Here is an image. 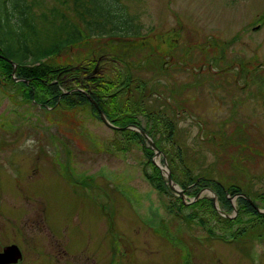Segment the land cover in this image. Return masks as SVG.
Here are the masks:
<instances>
[{
  "label": "rangeland",
  "instance_id": "1",
  "mask_svg": "<svg viewBox=\"0 0 264 264\" xmlns=\"http://www.w3.org/2000/svg\"><path fill=\"white\" fill-rule=\"evenodd\" d=\"M114 1L134 17L139 40L167 49L169 73L152 78L158 89L185 87L175 94L184 104L177 111L176 147H188L193 173L216 161L214 145L207 143L213 134L248 138L253 150L244 152L242 162L250 172L247 188L264 194V0ZM41 2L37 12L58 5ZM81 51L72 47L59 59L76 63L86 57ZM16 87L0 84V250L18 245L22 259L16 264H264V229L233 233L252 217L238 197L232 209L217 196L216 207L232 216L230 223L208 203L181 207L176 193L158 192L144 177L143 170L152 174L153 167L132 132L106 126L86 106L40 108L38 99L16 94L10 101ZM137 120L145 125L142 115ZM163 145L173 147L168 140ZM228 150L240 153L234 145ZM221 152L213 175L220 178L223 170L239 177L227 150ZM179 160L182 179L185 163ZM155 162L164 167L161 155ZM199 193L214 196L207 188ZM185 200L195 198L185 193ZM194 212L206 225L185 219Z\"/></svg>",
  "mask_w": 264,
  "mask_h": 264
},
{
  "label": "trees",
  "instance_id": "2",
  "mask_svg": "<svg viewBox=\"0 0 264 264\" xmlns=\"http://www.w3.org/2000/svg\"><path fill=\"white\" fill-rule=\"evenodd\" d=\"M56 2L57 6L37 12L41 8V0H0V54L17 64L15 75L24 79L22 82H15L11 77L12 65L0 58V76L8 78V82L14 86L18 85L13 91V96L20 94L25 100L38 99L48 105L59 104L64 109L86 106L96 111L91 101L83 95L87 91L115 125H137L148 133L157 149L161 151L163 162L166 161L171 169L173 180L186 189V193L196 197L202 189L209 188L217 194L223 204L232 209L231 198L237 193H246L258 206L260 205L257 198L264 202V194L254 196L247 188L245 179L250 172L242 162L245 161L244 152L253 150L248 138L238 142L234 135L226 136L225 132L213 134L215 138H211L212 141L207 143L214 145L216 161L202 173H193L192 163L186 162L190 158L188 147H176L179 137L176 125L179 115L177 111H182L184 104L175 94L178 90L182 94L185 87H171L169 93L167 89L164 92L158 89L153 79L169 73L168 66H164L167 49L160 46L155 49L151 45L152 42L139 40L136 37L139 34L138 29L132 23L133 16L126 13L123 7H118L114 0ZM69 11L73 14L71 17L66 13ZM79 23L83 25V29ZM104 41L108 42L105 44V53ZM79 45L82 46L81 53L87 51V54L84 53L86 57L76 63H61L59 57ZM63 58L70 61L67 55ZM171 65L174 63L171 62ZM74 66L78 68L67 70ZM149 71L151 76L146 77ZM61 76L67 79V84L60 80ZM169 97L177 102L174 104V100L171 101L172 98ZM140 115L146 121L144 126L137 120ZM238 129L245 133L244 127L239 126ZM221 130L224 131L223 127ZM128 132L139 138L145 156L152 164L154 173L150 174L144 169V177L158 192H167L166 180L159 167L152 162L154 150L138 132L131 129L122 130L124 134ZM163 140H168L173 147L165 148ZM231 145L238 147L239 155H234L228 150ZM222 150H227L236 173L242 175L226 176L223 170H220V178L213 175L215 167L223 160ZM176 157L185 163L182 179L177 175ZM237 200L244 212L252 214V217L246 219L248 226L233 233L246 236L251 232L263 230L264 213H259L243 196H239ZM180 202L181 207L186 205L181 199ZM203 203L215 208L213 198H200L189 206L201 208ZM212 213H216L226 223L234 220L220 216L216 208L212 209ZM195 218H198V221L203 220L206 225L207 221L195 212L185 215L189 222Z\"/></svg>",
  "mask_w": 264,
  "mask_h": 264
},
{
  "label": "water",
  "instance_id": "3",
  "mask_svg": "<svg viewBox=\"0 0 264 264\" xmlns=\"http://www.w3.org/2000/svg\"><path fill=\"white\" fill-rule=\"evenodd\" d=\"M0 58H3L4 60L8 61L12 65V67H13L12 68V74H13V77H15L14 72L16 70L17 64L2 54H0ZM76 68H78V66L70 67L67 70H73ZM17 79H21V78H15V80H17ZM89 100L94 105V107L97 109L98 114H99V118L102 120V122L106 126L112 128V129H119V130L132 129V130L137 131L139 134H141L143 136V138L147 141L148 145L154 150V155L152 157V161L161 170L162 175L165 177L168 189L171 190L172 192L176 193L178 196H180L184 203H186V204L191 203L192 201H186L185 200L186 189L179 188L178 184L173 180L171 170H169L168 164L166 163V161H164V167L158 165L155 162V157L161 155V151L159 149H157L154 141L151 139V137L148 135V133L143 128H141L140 126H137V125H128V126H124V127L114 125L111 121H109L107 119L105 113L101 110L98 103L95 102L90 96H89ZM208 190L214 194L213 199H214V203L216 206L217 194L215 192H213L211 189H208ZM199 195H200V193L195 197V200H197L199 198ZM239 196H243V197L247 198L259 213H264V210L261 209L258 205H256L255 202L246 193H237L233 198L239 197ZM217 210L224 216H227V217L230 216L226 213L221 212L218 208H217ZM230 217H232V216H230ZM21 257H22V254H21L19 247L16 244H10V245L5 246L2 249V251H0V264H15V263H17V261Z\"/></svg>",
  "mask_w": 264,
  "mask_h": 264
},
{
  "label": "flooded vegetation",
  "instance_id": "4",
  "mask_svg": "<svg viewBox=\"0 0 264 264\" xmlns=\"http://www.w3.org/2000/svg\"><path fill=\"white\" fill-rule=\"evenodd\" d=\"M22 79V78H21ZM20 79V80H21ZM4 81V82H3ZM9 81V79L8 78H4L3 80L2 79H0V84H9V85H13L12 83H10V82H8ZM17 82H22V80L21 81H17ZM27 88H28V86H27ZM89 91V90H88ZM12 93H8V96H9V100L10 101H12ZM17 96H20V94H16ZM15 95V96H16ZM88 100H89V96H91L87 91L85 92V94H83ZM90 101V100H89ZM36 105H38L40 108H46L47 106H48V104H46V103H43V102H37L36 103ZM58 105V104H57ZM51 106H55V105H51ZM95 117H98L99 118V115H98V111H97V109H96V111H94V110H89ZM100 119V118H99ZM11 244H13V243H11ZM9 245V244H8ZM6 246V245H5ZM2 249H3V247H2ZM1 249V250H2ZM0 250V251H1Z\"/></svg>",
  "mask_w": 264,
  "mask_h": 264
}]
</instances>
